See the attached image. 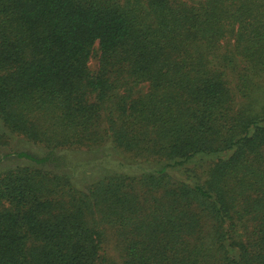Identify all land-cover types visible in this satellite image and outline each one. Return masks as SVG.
<instances>
[{
  "label": "trees",
  "instance_id": "16d2710c",
  "mask_svg": "<svg viewBox=\"0 0 264 264\" xmlns=\"http://www.w3.org/2000/svg\"><path fill=\"white\" fill-rule=\"evenodd\" d=\"M0 120V264H264V0H0Z\"/></svg>",
  "mask_w": 264,
  "mask_h": 264
},
{
  "label": "rangeland",
  "instance_id": "374dc122",
  "mask_svg": "<svg viewBox=\"0 0 264 264\" xmlns=\"http://www.w3.org/2000/svg\"><path fill=\"white\" fill-rule=\"evenodd\" d=\"M147 88L146 85L141 87ZM17 151H31L40 155L47 154V149L35 144L23 136L12 134L0 120V171L15 167L17 165L29 164V161L22 158L9 156ZM65 152V153H64ZM60 152L55 159L51 157L47 167L50 169L54 164L61 165L59 171L67 172L77 181L80 186L92 182L100 176L113 170L110 162L98 161L99 154L90 151H64ZM62 157V158H61Z\"/></svg>",
  "mask_w": 264,
  "mask_h": 264
}]
</instances>
